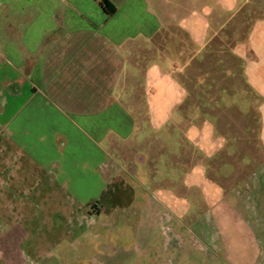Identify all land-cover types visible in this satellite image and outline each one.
I'll list each match as a JSON object with an SVG mask.
<instances>
[{"label":"rangeland","instance_id":"rangeland-1","mask_svg":"<svg viewBox=\"0 0 264 264\" xmlns=\"http://www.w3.org/2000/svg\"><path fill=\"white\" fill-rule=\"evenodd\" d=\"M153 2L146 9L169 29L165 68L182 67L181 129L165 125L157 134L167 143L146 146L155 160L144 184L121 170L76 215L55 194L43 209L20 210L31 219L16 225L19 248L40 254L32 264H264V0ZM191 12L180 32L179 14ZM162 187L177 191L167 206L157 202ZM14 200L0 186V203ZM9 210L0 209L4 230ZM78 212L84 220L69 221Z\"/></svg>","mask_w":264,"mask_h":264},{"label":"crops","instance_id":"crops-1","mask_svg":"<svg viewBox=\"0 0 264 264\" xmlns=\"http://www.w3.org/2000/svg\"><path fill=\"white\" fill-rule=\"evenodd\" d=\"M99 2L0 0V186L15 199L0 203L11 220L0 227V264H32L40 255L19 248L26 235L16 225L31 219L20 210L43 209L55 194L76 215L121 170L144 184L145 165L155 160L146 146L166 144L158 131L182 124V67L165 68L168 28L158 12L146 9L148 0H108L107 10ZM192 13L171 15L180 32ZM194 129L192 122L188 134ZM158 192L167 206L177 191ZM80 213L69 221H83Z\"/></svg>","mask_w":264,"mask_h":264},{"label":"trees","instance_id":"trees-1","mask_svg":"<svg viewBox=\"0 0 264 264\" xmlns=\"http://www.w3.org/2000/svg\"><path fill=\"white\" fill-rule=\"evenodd\" d=\"M100 5L104 10H107V6H112L108 0H100ZM113 8V7H112Z\"/></svg>","mask_w":264,"mask_h":264}]
</instances>
